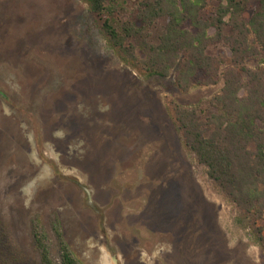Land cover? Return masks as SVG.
<instances>
[{
  "label": "rangeland",
  "instance_id": "rangeland-1",
  "mask_svg": "<svg viewBox=\"0 0 264 264\" xmlns=\"http://www.w3.org/2000/svg\"><path fill=\"white\" fill-rule=\"evenodd\" d=\"M217 5L206 0L204 19ZM101 26L80 0H0L1 263L42 264L36 222L61 264L59 218L82 264H264L257 231L174 115L176 105L208 107L228 69H263L261 52L239 66L215 42L217 81L200 73L183 91L175 72L159 78L122 63Z\"/></svg>",
  "mask_w": 264,
  "mask_h": 264
},
{
  "label": "trees",
  "instance_id": "trees-1",
  "mask_svg": "<svg viewBox=\"0 0 264 264\" xmlns=\"http://www.w3.org/2000/svg\"><path fill=\"white\" fill-rule=\"evenodd\" d=\"M80 1L100 18L122 63L159 78L175 72L183 91L200 73L207 84L217 81L224 61L209 54L215 42L228 45L235 65L260 52L264 59V0H258L254 11L249 9L250 0H215L218 5L209 19L203 17L206 0H138L132 10L129 0ZM210 28L216 29L215 37L209 36ZM223 74L224 87L208 107L176 105L175 120L185 145L263 244L264 228L257 224L264 221V68L241 66ZM54 229L61 264H82L66 241L59 218ZM32 233L42 264H56L36 222Z\"/></svg>",
  "mask_w": 264,
  "mask_h": 264
}]
</instances>
